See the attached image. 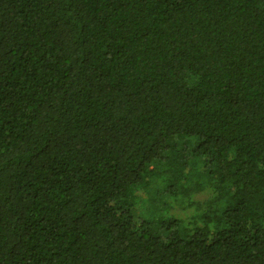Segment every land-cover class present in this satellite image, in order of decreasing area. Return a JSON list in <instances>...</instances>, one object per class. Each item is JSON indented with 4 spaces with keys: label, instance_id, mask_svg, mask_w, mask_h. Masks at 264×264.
I'll list each match as a JSON object with an SVG mask.
<instances>
[{
    "label": "trees",
    "instance_id": "trees-1",
    "mask_svg": "<svg viewBox=\"0 0 264 264\" xmlns=\"http://www.w3.org/2000/svg\"><path fill=\"white\" fill-rule=\"evenodd\" d=\"M0 264H264V0H0Z\"/></svg>",
    "mask_w": 264,
    "mask_h": 264
},
{
    "label": "rangeland",
    "instance_id": "rangeland-1",
    "mask_svg": "<svg viewBox=\"0 0 264 264\" xmlns=\"http://www.w3.org/2000/svg\"><path fill=\"white\" fill-rule=\"evenodd\" d=\"M152 186H153V187L157 186L156 188L159 187V185H157V184H153ZM138 210H139V209H138ZM135 215H136V213H135ZM136 216H137V215H136Z\"/></svg>",
    "mask_w": 264,
    "mask_h": 264
}]
</instances>
